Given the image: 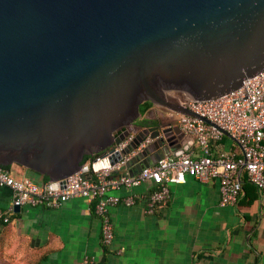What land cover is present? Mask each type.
<instances>
[{
    "label": "water",
    "instance_id": "water-1",
    "mask_svg": "<svg viewBox=\"0 0 264 264\" xmlns=\"http://www.w3.org/2000/svg\"><path fill=\"white\" fill-rule=\"evenodd\" d=\"M263 70L264 0H0V166L63 183L134 132L127 153L154 139L137 174L189 151L174 118H202L181 101ZM145 102L160 111L147 126Z\"/></svg>",
    "mask_w": 264,
    "mask_h": 264
},
{
    "label": "crops",
    "instance_id": "crops-1",
    "mask_svg": "<svg viewBox=\"0 0 264 264\" xmlns=\"http://www.w3.org/2000/svg\"><path fill=\"white\" fill-rule=\"evenodd\" d=\"M160 111L153 107L143 116L151 121ZM215 151L243 155L229 136ZM190 151L197 150L191 142ZM16 177L43 178L12 166ZM243 192L237 205L222 207L218 180L188 178L170 185L169 200L154 214L145 201L110 210L115 240L110 248L101 242V220L94 204L73 199L60 209L25 207L14 212L11 223L0 225V260L5 264H85L86 256L99 264H264V193L241 173ZM148 186L122 196L148 193ZM13 191L0 186V209L10 210ZM121 252L120 254H118Z\"/></svg>",
    "mask_w": 264,
    "mask_h": 264
},
{
    "label": "built area",
    "instance_id": "built-area-1",
    "mask_svg": "<svg viewBox=\"0 0 264 264\" xmlns=\"http://www.w3.org/2000/svg\"><path fill=\"white\" fill-rule=\"evenodd\" d=\"M181 104L202 118L183 114L174 118L181 131L196 142L197 150L163 158L137 174L132 175L126 166L154 139L147 136L127 153L136 140L134 132L105 153L91 156L80 171L63 183H37L29 177L13 176L9 169L0 166V186L13 191L10 210L0 209V225L11 223L16 207L60 209L73 199H83L94 204L101 220L102 245L110 248L115 240L110 214L113 207H130L145 201V211L154 214L169 200L170 185L185 184L188 178L218 180L222 207L238 204L243 192V170L248 182L264 193V70L224 96L206 101L183 100ZM224 136L232 138L241 148V157L230 151H215V145ZM117 154L120 159L116 163L105 165ZM141 186H148L147 194H119L122 189L132 191ZM84 263L99 264L90 256L84 258Z\"/></svg>",
    "mask_w": 264,
    "mask_h": 264
},
{
    "label": "trees",
    "instance_id": "trees-1",
    "mask_svg": "<svg viewBox=\"0 0 264 264\" xmlns=\"http://www.w3.org/2000/svg\"><path fill=\"white\" fill-rule=\"evenodd\" d=\"M152 103L151 102H145V103H143L142 105H141V107H140V112H141V114L142 115H145L151 108H152ZM143 126H147L150 122L149 121H147V120H144L143 122ZM90 158V156H87L86 158H85V160H84V163L88 160ZM6 169H9L10 170V168L11 167H5ZM42 178H43V183H49L50 182V180H49V177H47V176H41ZM3 225H7V224H3Z\"/></svg>",
    "mask_w": 264,
    "mask_h": 264
},
{
    "label": "flooded vegetation",
    "instance_id": "flooded-vegetation-1",
    "mask_svg": "<svg viewBox=\"0 0 264 264\" xmlns=\"http://www.w3.org/2000/svg\"><path fill=\"white\" fill-rule=\"evenodd\" d=\"M152 107H153V106H152ZM143 116H144V115H143ZM143 121H144V119H141V120L137 121V124H138V125H143V123H142Z\"/></svg>",
    "mask_w": 264,
    "mask_h": 264
},
{
    "label": "rangeland",
    "instance_id": "rangeland-1",
    "mask_svg": "<svg viewBox=\"0 0 264 264\" xmlns=\"http://www.w3.org/2000/svg\"><path fill=\"white\" fill-rule=\"evenodd\" d=\"M13 176H15V173H12ZM0 264H5L3 261L0 260Z\"/></svg>",
    "mask_w": 264,
    "mask_h": 264
}]
</instances>
